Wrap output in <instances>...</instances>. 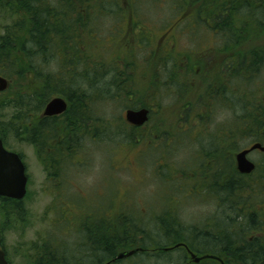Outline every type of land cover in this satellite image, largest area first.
Instances as JSON below:
<instances>
[{
	"label": "trees",
	"instance_id": "16d2710c",
	"mask_svg": "<svg viewBox=\"0 0 264 264\" xmlns=\"http://www.w3.org/2000/svg\"><path fill=\"white\" fill-rule=\"evenodd\" d=\"M207 1L209 0H192L193 3H190L187 0L185 4L204 6ZM227 1L231 4H226ZM137 2L138 0H0V76L10 82L14 76L29 75L33 81L32 88L35 89L33 93L29 91L16 98H0V109L3 107L10 109L11 107L18 110L12 113L5 123L0 120V137L9 147H11L10 140L15 139L17 142H28L38 151L44 147L50 137L52 139L55 137L56 142H62V146L72 152L77 149L75 146L77 141H81L85 135L89 136L90 133H98L103 128V130H108L103 132V136L108 137V140H114L117 135L123 137L127 133L126 140L119 144H137L136 142L140 143L139 138L144 137L139 134L143 128L131 127L120 119L118 120L123 126L117 120L105 122V118L97 117L95 107H93L94 99L110 100L124 95V100L127 101L126 99L134 96L140 101H127V108L147 107L153 109V103H156L160 96L159 90L162 92L171 86L176 87L177 94L183 93V87L185 90L187 87L185 84L191 83L197 93L196 101L183 106L178 119L184 118V114L187 112H194V117L199 122L201 116L198 111L203 108L209 112L212 121L220 105H225V100L229 103L225 106L226 109L237 108L242 111L238 120H230L221 124V132L225 129L222 138L207 142V144L205 141L199 140L200 152L204 159V163L201 167L199 166L202 171L196 169L190 172L198 173L197 178H199L202 189L194 188L196 191L204 192L207 189L211 195L216 196L215 198L220 197L226 205L230 204L232 208L237 206L236 209L242 211L240 208L247 204L242 201V199H247L244 197V193L253 189V185L258 186L259 192H264V164L256 167V170L261 172L259 176H254L253 173L246 176L238 172L235 159L240 148L239 139L243 136L242 139L253 138V142L264 145V102L260 106L262 101L258 100L259 107L256 105V95L261 94L264 97V46L261 44L264 37V0H243L242 3H237L236 0L233 3L232 0H218L220 8L215 15L220 18L212 20L214 23L212 28L221 33L224 40H229L232 43L231 52L227 58H225V54H228L227 51L224 52L225 46L218 47L225 59L217 71L223 74V69L229 68L226 64L231 66L228 69L231 74V85L228 88L222 86L220 92L212 89L210 76L213 77V75L208 74L210 70L204 71V69L201 70V73L205 84L201 87V92L198 91L196 69L193 62L188 59L187 53L182 61L171 60L174 63L173 69L164 83L160 68L165 69L163 65L170 61L163 58L161 49L155 47L153 52L147 56V58H151L147 63L154 65L155 71L151 70L149 86L144 90H138L135 84L133 74L135 66L132 61L137 58L135 54L130 61L123 63L125 64L123 71H119L117 66H114V63L116 64L114 61L113 64H107L102 60H93L91 46L84 43L83 37L87 34L102 36L99 34L101 27L96 26L95 23L96 14L97 16L123 17V9L129 8L135 10L134 17L138 19ZM117 5L119 8L114 9ZM84 10H87V16L84 14ZM245 14L248 20L243 22ZM7 21L11 24H5ZM207 24L210 25V22ZM143 44L151 47L149 43H144V40ZM53 65L57 69L52 68ZM78 65H82L83 70L76 71ZM181 80L185 82H181ZM222 93H225V100L217 101L218 96ZM1 95L3 93H0ZM244 95H247L246 104L243 102ZM138 96L150 97L153 103L146 104ZM54 98L67 100L69 110L61 117L38 122L39 114ZM91 98L92 101H90ZM250 100L253 101V104ZM114 122L119 124L114 125ZM3 125L7 126L8 130L5 134L2 132ZM110 128H116L112 135L108 133ZM158 134L157 139H163L161 133ZM224 137L227 147L222 146ZM220 155L228 157L224 160L226 163L223 164L220 161L217 164L213 163ZM45 161L47 162L48 159ZM46 166L48 167V165ZM226 170L231 173V178L234 176V181L231 183L224 177ZM190 173L187 175L189 176ZM256 178H258L257 181ZM200 185L197 186L200 187ZM254 204L253 214L250 211H242V214L236 215V221L227 217L228 222L217 228L214 232L215 235L212 234V231L205 232L197 229H195L196 231H184L178 223V219L170 215L169 211L167 217L174 221L173 226L167 229L164 220L159 217V232H152V235L141 228L138 221L133 220L129 223H133L135 226L136 234L135 237L130 236L125 245L118 243L115 248L107 246L103 248L97 246L93 241H89L87 264L91 261L98 264L105 261L119 264L122 260L112 262L118 256L115 254L117 250L120 249L123 252L135 249L147 250L146 248L154 245L158 249L153 250L149 255L159 252L151 257L163 260L170 257L172 253L159 248L164 244L171 246L185 243L191 250L200 253L206 249L203 245L210 242L216 243V246L212 248L213 250L209 249L212 254L206 255L215 256L221 259L224 264H264V236H254L253 239H249L252 233L262 234L264 232V204L257 206L256 201ZM252 207L254 208V205ZM124 221L128 223V220ZM232 229L238 230L233 231ZM187 232L195 234L191 237V241L184 236ZM139 235L143 237L139 239ZM197 235L201 237L199 238ZM114 237L116 236L112 238ZM136 242L138 243L135 244L137 246L134 249L127 250L129 244ZM175 252L183 257L187 255L184 250ZM184 252L185 255H183ZM185 257L183 261L186 262ZM89 259L91 260L89 261ZM211 261L210 259L204 264H211Z\"/></svg>",
	"mask_w": 264,
	"mask_h": 264
},
{
	"label": "rangeland",
	"instance_id": "374dc122",
	"mask_svg": "<svg viewBox=\"0 0 264 264\" xmlns=\"http://www.w3.org/2000/svg\"><path fill=\"white\" fill-rule=\"evenodd\" d=\"M188 1L193 3L192 0ZM234 1L232 0V3ZM242 1L236 0L237 3H242ZM186 2L187 0H138V19H141V21H144L143 24L147 25H145L147 28L146 35L150 39H152V36H161L164 33L168 39L177 36L178 50L185 51L189 55L188 59L192 62H194L195 53H198L199 48L200 52L203 53L206 45H210L212 47L210 54L207 52L204 55L207 58H214L201 65V68L204 71H217L225 59L220 51H218V47L223 46L224 37L221 33L215 35V31L212 29L214 23L211 21L209 25L207 22L220 18L218 15H215L218 12V8H220L218 0H209L205 2L204 6H200L199 4L192 6L189 3L185 4ZM183 3L185 8H182ZM225 3L231 4L229 1ZM115 8L118 9V5ZM196 9L197 12L193 14ZM183 13L187 14L183 15ZM195 17L196 19H198L197 17H202L201 20L204 21V24H195ZM126 18V15L117 17L114 15L97 16L96 14L95 23L96 26L101 27L99 34L102 36L87 34L83 39L86 45L91 46V57H93V60H102L107 64H113L114 61L116 62L114 66L116 65L119 71L125 69V64L123 63L130 61L131 57L135 54L137 58L136 60H132L135 66L133 72L134 80L138 90H144L149 86V79L152 74L151 70L155 71L154 65L152 66L147 63L151 59L147 58V56L153 52L155 47H148L142 44L143 38L141 37V32L138 30L134 32L133 36L127 37ZM242 20L243 22L248 20L246 14ZM5 24H11V22L7 21ZM178 24L180 25L178 26ZM133 27L129 29L132 28L134 30ZM138 29L141 28L139 27ZM261 41V44L264 46V37ZM214 43L215 47L213 46ZM216 47L218 50L215 51L214 48ZM185 53H181L180 56ZM173 64V61H170L163 65L165 69L163 67L160 68L164 83H166L167 76L172 72ZM52 68L57 69L54 65ZM80 69L83 70L82 65H78L76 71H80ZM198 79H201L203 85L205 84L202 76L198 77ZM183 81L181 80V82ZM10 82L9 89L0 98H16L18 95L27 94L29 91L33 93L35 90L32 88L33 81L29 75L23 77L14 76ZM185 85H187L186 90L183 87L184 92H179L178 94L176 93V87L170 86V88L168 87L162 90V92L159 90L160 96L156 103H153L150 97L138 96L144 103L154 104L152 117L151 119L149 118L150 122L139 133L144 136L139 138L140 143L119 144V142L126 140L127 133L123 137L117 135L114 140H108V137L103 136V132L105 133L108 130H103L102 128L99 131H102V133H90L89 136L85 135L81 141H77L75 144L77 149L72 152L67 149L57 150V153L61 154V160L65 155L64 153L70 156V159L66 162L69 172H67V176H64L65 181L62 183L64 185H76V190L82 189L88 193L90 200L85 204L89 216L87 224L88 239L96 243L97 246L115 248L118 246V243L125 245L128 242V238L130 236L135 237L136 234L135 226L133 223H129L133 222V220L135 222L138 221L139 226L150 232V235H152V232H159V217L164 220L165 227L169 229V227L173 226L174 221L167 217L168 211L170 215L178 219V223L184 231H196L195 229H197L198 231L204 230L205 232L212 231V234L215 235L214 232L217 228L228 222L226 220L227 217L236 221V215L238 213L242 214V211H250L253 214L255 211V201L257 206L264 204V192H259L258 186L254 185L252 186L253 189L244 193V197L247 199H242V201L247 204L240 208L242 211L236 209L238 208L237 206L232 208L230 204L226 205L221 201L220 197L217 196L215 198L216 196L211 195L207 189L204 192L194 189H202V186L199 184V178H197L198 173H190L196 169L200 171L201 168L199 169V166L201 167L204 163L200 152L201 145L199 144V140L205 141L206 144L207 142L216 141L224 136L223 132H225V129L221 132V124H215V117L211 121L209 112L203 108L198 111L199 116H201L199 122L194 117V112H187L184 114V118L178 119L179 112L183 109L182 107L196 101L195 96L197 93L192 84L186 83ZM198 91L201 92L200 89ZM237 93L239 94V92ZM121 97L123 98L119 100ZM124 98L125 96L123 95L110 100L104 98L99 100L94 99L93 107H95L97 117L105 118V122H110V120L119 121L118 119H120V121L126 123V113L130 110L126 106L127 101L139 102L140 100L135 99L134 96L130 98L131 100L126 99L127 101ZM243 98V102L246 104L247 95H244ZM258 100L262 101L261 106L264 102L263 95H256V105L259 107L257 104ZM90 101H92V98ZM250 102L253 104V101L250 100ZM223 109H226L225 105H220L217 113ZM228 110H231L233 113L232 121L238 120L240 113H242L237 108H228ZM17 111L11 107L10 109L1 108L0 120L6 122L10 118V115ZM120 121V125L123 126ZM119 123L114 122V125ZM115 129L110 128L108 133L112 135ZM158 133H161L160 135L163 136V139H157ZM242 138L239 139L238 145L240 148L238 153L256 144L253 142V138ZM225 140L224 137L223 147H227ZM26 143L28 142H17L15 139L10 140V149L24 155L28 167L30 180L29 196L24 202L27 214L26 216L23 215L21 218H17L18 221L10 219L4 225H0V229L5 234V237L9 238V252L13 264H31L33 258L36 257H32V254L31 257L23 256L24 254L18 250L20 243L33 242V239L44 241V239H40L41 236L47 238L50 232H67L69 230L68 223L52 215L55 210L51 208L49 187L54 181H52L53 176L50 175L51 166L44 158L48 152L46 151L47 148L45 147L46 149L43 148L38 151L31 144L27 145ZM133 144L134 146L131 147ZM226 158H228L226 155H220L213 163L217 164L220 161L225 164L224 160ZM249 160L256 167H260V165L264 164V152L259 150L252 152L249 155ZM187 173H190V175L188 176ZM260 174L259 170L253 172L254 176H259ZM230 175L229 171H224V177L229 183L234 181V176L231 178ZM62 177H58V179H62ZM197 185H200V187ZM72 191H74V188ZM208 203L215 205V211L211 214H206L202 207ZM253 205L254 208L252 207ZM51 212L53 213L51 214ZM183 212H186L188 216L193 218L191 223L186 224L181 222L180 216ZM124 220H128V223ZM232 230L234 231L235 229ZM187 233L184 236L191 241V237L195 234ZM20 236L25 239H21ZM113 236L116 237L112 238ZM139 236V239L143 237L142 235ZM197 236L201 237L200 235ZM254 236L262 237L264 236V232L262 234L252 233L249 239H253ZM137 243L129 244L127 250L134 249ZM196 246L199 245L196 244ZM215 246L216 243L210 242L203 245L206 248L205 251L200 253L192 251L198 256L212 254L209 249L213 250L212 248ZM38 247H43V245L40 244ZM166 247L168 245L164 244L159 248ZM146 249L148 250L147 253L137 254L131 258L122 260L119 264H196L193 260L192 262L190 261L191 259L187 252V255H185V252L183 254L186 256H184L186 258L185 262V260L183 261L184 257L178 252H172L170 257L161 260L151 257L152 255L159 254V252L149 255L153 250L158 249L155 245L149 246ZM122 252L119 249L115 254ZM71 254L74 255V252H68V258L71 257ZM212 263L217 264L213 260L211 261ZM88 264L98 263L91 261ZM101 264H108V262L105 261Z\"/></svg>",
	"mask_w": 264,
	"mask_h": 264
},
{
	"label": "flooded vegetation",
	"instance_id": "af4514ba",
	"mask_svg": "<svg viewBox=\"0 0 264 264\" xmlns=\"http://www.w3.org/2000/svg\"><path fill=\"white\" fill-rule=\"evenodd\" d=\"M123 10H124L122 13L123 16L126 15L127 17L125 19V24H127L126 25L127 26V31H126L127 37L133 36L134 32L138 30L141 32V37L143 38L144 43H149L150 46H154V47L161 49V51L163 52V58L167 59L168 61H171L173 59L177 61L184 60L183 58H185V54L182 56H180V54L185 53V51L182 52L178 50L179 44H178V41H176L177 36H175V38L168 39L166 34L164 33L161 36H156V37L152 36L151 37L152 39H150V37L146 35L147 25L145 24L146 25L145 26L143 24L144 21H141V19H136V17H134L135 10H132L129 8L123 9ZM194 11L195 12H193V14L197 12V9ZM84 14L87 16V10H84ZM186 14L187 13H183V15H186ZM197 18L198 19H196L195 17V21H196L195 24L200 25L201 23L204 22L201 20L202 17H197ZM211 21L212 20H209L208 22H211ZM137 23H139L140 25H138ZM179 25L180 24H178V26ZM132 26H138V28L140 27L141 29H138V28L137 29L134 28V30H132V28L129 29ZM213 31H215L214 32L215 35L219 33V32H216L217 31L216 29H213ZM223 44H224L223 46H225L224 52L226 51L228 52V54L227 53L225 54V58H227L229 57V52H231L232 43L229 42V40H224ZM146 46L148 45L146 44ZM213 46L215 47V43ZM211 50H212V47H210V45H206L205 51L203 53L200 52V48L198 50V53L197 54L195 53V59H194L193 64L196 69V76H197L196 84L199 89H201V87L203 86V82H201V79H198V77L202 76L201 65H203L208 60L210 61L212 60V58H214V57L207 58L206 55L204 54L207 52H209L210 54ZM214 50L215 51L218 50L217 47L214 48ZM226 65H228L229 68L231 67L230 64H226ZM229 68L225 67L223 69L224 71L223 74L215 70H210V73L208 74H212L214 77L213 78L210 76L211 85H212L213 90L215 89L220 92L222 90V86H224L225 88H228L231 85V77H230L231 74L228 72ZM224 94L225 93H222V95H219L217 101H224L226 98ZM65 101L68 104V101L67 100ZM226 105H227V100H225V106ZM46 106L43 109V111L39 114L38 122H40L41 120H46V119L50 120L55 117H61L64 114H66L67 111L69 110L68 109L69 104H68V108L65 113L59 116L49 117V116H45ZM141 109H147L149 111V118L151 119L153 109L137 108V109H130V110H141ZM150 119L148 122H150ZM148 122L142 127L134 126L130 124L128 121H126V124L134 128H143L148 124ZM2 132L4 134L8 132L7 126L5 125L2 126ZM0 139L2 140L4 148L6 150L10 152H14L20 156V158L22 159L26 167V174L28 176V167L25 162L24 155L11 150L10 149L11 147H9L5 143L3 138L0 137ZM26 144L29 145V143H26ZM60 144L61 142H56L55 137H53V139L50 137L48 141L44 144V147H41V148L39 147V148L40 149H43L45 147L47 148L46 151L48 152L47 154H45L44 158L48 159L49 161V164L51 166L50 175L53 176L52 181H54L52 184H50V187H49V193H50L49 195L51 197V203H52L51 208L55 210L54 214H52L53 212H51V214L54 215L55 218L57 216V219H61L65 223H68L69 230L67 232H56V231L50 232L47 238L41 236L40 239H44V241L42 240L40 241L39 239H35V240L33 239V242L30 241L26 243H20L19 244L20 247L18 248V250L24 254L23 256L31 257V254H32V257L36 256L35 258H33L31 264H87V254H88L90 240L88 239V233H87V224H88L89 216H88V209L85 207V204L88 203L90 199L88 198V193L86 191L82 189L76 190L77 188L76 185H64V183H62L65 181L64 176H67L68 175L67 172H69V168H67L66 162L70 159V156H67V153H64L65 155L63 154L64 156L62 157L63 161L60 159L61 154L57 153V150L66 149V147H63L62 145L60 146ZM61 176H63L62 179H58V177L61 178ZM29 181L30 180L28 176L27 193H26L25 198L23 199H15V198H10L7 196L0 195V225H4L10 219L18 221L17 218H21L23 215L26 216L27 209L26 207H24V202L29 196V184H30ZM73 188H74V191L76 192L72 191ZM78 221L80 222L78 223ZM71 227L73 228L71 229ZM20 238L25 239L21 236ZM40 244L43 245V247H38V245ZM9 246H10L9 238H6L5 234L0 229V247L5 253V257H6L8 264H13V261L10 258ZM161 249L165 252H175L177 250H184L188 253V256L190 257L191 262L193 260L191 257V254H194L197 257L206 256V254L198 256L196 253H194L190 249L188 244H185V243H182L179 245L178 244L171 245V246H168L166 248H161ZM166 249L168 250L166 251ZM70 251L74 252V255L71 254V257L68 258L67 255H68V252ZM145 251H148V250L143 249L141 253H145ZM207 261L208 260H202L200 263H196V264H204ZM188 264H191V263H188Z\"/></svg>",
	"mask_w": 264,
	"mask_h": 264
},
{
	"label": "water",
	"instance_id": "95a60500",
	"mask_svg": "<svg viewBox=\"0 0 264 264\" xmlns=\"http://www.w3.org/2000/svg\"><path fill=\"white\" fill-rule=\"evenodd\" d=\"M9 81L5 77L0 76V93H4L9 89ZM68 104L63 98H54L51 100L45 109V116H59L67 111ZM127 121L137 127L144 126L149 120V111L147 109L129 110L127 111ZM264 152V146L256 143L249 149H245L236 154V164L238 172L242 175H251L256 170V165L249 160V155L254 151ZM28 176L26 167L20 156L14 152H10L4 148L3 142L0 139V195L15 199H23L27 193ZM168 249H166L167 251ZM143 249H135L118 254L112 262L131 258ZM195 263H200L202 260H216L224 264L221 259L206 255L197 257L191 254ZM0 264H8L5 253L0 247ZM111 264V263H108Z\"/></svg>",
	"mask_w": 264,
	"mask_h": 264
},
{
	"label": "clouds",
	"instance_id": "9594fccd",
	"mask_svg": "<svg viewBox=\"0 0 264 264\" xmlns=\"http://www.w3.org/2000/svg\"><path fill=\"white\" fill-rule=\"evenodd\" d=\"M238 114V113H237ZM233 119V113L231 110L223 109L220 112H218L214 118L215 124H224L230 120ZM205 210L206 214H211L215 211V205L212 203H208L206 205L202 206ZM182 223H191L193 221V218L188 216L186 212H183L180 216Z\"/></svg>",
	"mask_w": 264,
	"mask_h": 264
},
{
	"label": "bare ground",
	"instance_id": "6f19581e",
	"mask_svg": "<svg viewBox=\"0 0 264 264\" xmlns=\"http://www.w3.org/2000/svg\"><path fill=\"white\" fill-rule=\"evenodd\" d=\"M214 151V150H213ZM237 168V167H236ZM256 171V170H255ZM246 176H248V175H246ZM237 202V201H236ZM232 204V203H231ZM232 237V236H231Z\"/></svg>",
	"mask_w": 264,
	"mask_h": 264
}]
</instances>
